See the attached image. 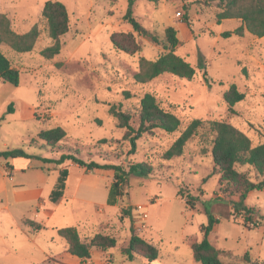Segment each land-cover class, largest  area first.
Segmentation results:
<instances>
[{
    "label": "rangeland",
    "instance_id": "rangeland-1",
    "mask_svg": "<svg viewBox=\"0 0 264 264\" xmlns=\"http://www.w3.org/2000/svg\"><path fill=\"white\" fill-rule=\"evenodd\" d=\"M46 1L0 0V12L9 17L16 33H26L34 26L39 30L29 52H17L8 43L1 46L19 69L20 82H0V152L22 149L25 155H1L0 177L5 175L6 162L19 157L32 158L34 165L44 161L48 167L44 181L35 179L31 169L25 175L14 173L16 182L35 181L42 188L36 207L25 202L9 210L0 199V264L147 263L141 256L129 260L121 253L133 226L160 248L167 262L183 259L189 264L193 257L189 241L202 239L201 228L210 216L219 219L210 239L222 250L223 261L264 264V190L247 194L242 204L255 209V214L254 220L245 222L246 214L236 210L234 203L241 191L220 181V174H212L215 132L203 127L186 143L181 156L161 157L197 118L229 122L254 145L264 142V36L245 31L242 36L223 37L222 32L235 30L242 22L235 18L218 23L215 0H136L133 16L156 32L162 44H167L166 28H175L180 41L175 53L196 68L192 80L164 73L139 83L134 75L140 69V59H157L166 50L133 31L125 19L128 0H59L68 9L70 29L60 37L61 50L53 57L43 54L55 43L42 15ZM123 31L134 33L141 51L129 54L113 44L111 34ZM233 83L245 93L234 111L223 97ZM148 91L180 118L181 125L172 133L158 129L144 135L138 140L137 152L128 155L124 129L118 126L111 108L135 111ZM55 126L63 127L67 136L50 147L38 133ZM64 153L85 162L119 164L126 170L130 161L150 162L154 172L149 176L134 172L122 179V195L111 204L110 187L124 176L114 169L75 166L71 159L61 164L49 162ZM66 166L69 174L64 197L55 203L50 195ZM237 168L255 180L250 166ZM137 205L145 206L148 213L144 223ZM35 213L39 214L35 222L40 229L28 223ZM68 226H76L86 241L96 233L112 235L117 246L92 247L89 259H78L68 252L66 240L58 233L59 228Z\"/></svg>",
    "mask_w": 264,
    "mask_h": 264
},
{
    "label": "trees",
    "instance_id": "trees-1",
    "mask_svg": "<svg viewBox=\"0 0 264 264\" xmlns=\"http://www.w3.org/2000/svg\"><path fill=\"white\" fill-rule=\"evenodd\" d=\"M129 8L125 14V19L133 28V31L139 35L150 38L153 42L160 45L162 40L159 35L147 29L141 22L133 16V5L136 0H128ZM158 1V0H147ZM218 3V12L216 14L218 23L225 19H240L242 24L232 31L222 32L225 38L235 35H244L245 31L250 34L264 36V0H215ZM43 17L47 21L50 36L55 43L46 47L43 54L47 57H53L61 50L60 37L66 34L70 29V15L66 5L59 0H48L45 2ZM39 36V30L34 26L26 33H16L11 28L9 17L0 12V82H8L18 85L20 82V71L14 67L10 58L2 51L3 43H8L17 52H29L33 49ZM113 44L120 50L135 54L141 51V44L136 40L132 31L113 32L110 36ZM166 42L162 44L163 52L157 59L150 60L142 57L140 59V69L135 73L134 78L139 83H146L157 76L170 73L179 78L192 80L196 75V68L184 57L175 53V49L180 44L177 37V31L172 26L166 28ZM207 74V73H206ZM230 110L234 111L236 103L245 98V93L233 83L223 94ZM111 112L117 118L118 126L124 129L123 140L128 142L130 150L128 155L137 152L138 140L144 135H152L156 130L161 129L172 133L181 125L180 118L173 112L165 109L157 96L152 92H145L140 99L139 106L135 111L124 110L113 106ZM137 118V121L134 119ZM208 126L215 132V138L211 148L213 158L212 174H220V181L225 182L231 189L240 190L238 202H235V209L243 211L245 222L254 220L255 209L243 206V201L247 194L252 190H264V142L254 145L252 139L239 128L226 121L193 119L182 133L173 141L172 145L166 149L161 157L163 159H173L183 154L186 143L198 134V131ZM40 139L46 142L50 147H55L66 136V130L61 126H55L49 129H43L38 133ZM105 142L106 140H101ZM1 155H10L17 157L25 155L22 149H12L0 152ZM66 159H71L80 166L88 169H114L121 173L124 178L112 183L109 192V203L115 204L120 195H122V179H127L129 174L138 172L143 176H149L154 172V167L150 162H129L128 170L119 164L99 163L96 161L85 162L72 153L63 154L58 159H50L49 162L63 163ZM48 161V160H46ZM250 166L255 173V180L245 172L239 171L238 166ZM69 174L67 168L61 170L56 187L50 195V200L58 203L64 195L66 188V179ZM181 196L182 192L179 191ZM187 203L191 204L190 200ZM241 204V206H240ZM218 218L210 216L209 223L203 225L201 230L203 237L200 241L192 243L194 258L202 264H224L221 258L222 250L218 248L210 239V234L218 222ZM257 221H255L256 223ZM30 226L34 229H40V224L29 220ZM58 233L63 237L68 245V252L80 259H89L91 257L92 247L110 249L117 246V239L109 234L96 233L91 240H83L76 226L62 227ZM121 253L129 260L136 256H141L154 261L160 256V249L151 241L138 233L133 226L128 245L121 248ZM248 257V251L246 253ZM250 261L249 258H246ZM251 264H256L252 262Z\"/></svg>",
    "mask_w": 264,
    "mask_h": 264
},
{
    "label": "crops",
    "instance_id": "crops-1",
    "mask_svg": "<svg viewBox=\"0 0 264 264\" xmlns=\"http://www.w3.org/2000/svg\"><path fill=\"white\" fill-rule=\"evenodd\" d=\"M46 164L47 163L43 161V164L41 165H34L32 163V158H24V157L23 159L19 157L17 159H13V161L11 162L9 161L6 162V164L4 165L5 175L0 177V199L5 201V205H4L5 209L10 210V207L12 205L22 204L25 202H31L35 204V207L37 206L38 204L37 200L41 198L42 188H40L37 184H35V181H28V180L23 179L22 181L16 182L15 181L16 175H14V173L21 172L23 173V175H25L26 172L29 169H31L32 171H34L31 174L34 173L32 176H34L35 179L40 178L41 181H44V179L46 178L45 169H48ZM75 164H76L75 166H80L78 163H75ZM7 168H9V170ZM7 171L10 173L11 176H9V173ZM54 188L52 189V191L54 190ZM63 197L64 195L62 196V198ZM61 199L59 200V202L61 201ZM29 219L32 221H37V219H39V214L35 213L34 219H31V218ZM148 240L151 241L150 239ZM194 241L195 240L189 241L190 247L192 246V243ZM77 258L80 259L79 257ZM143 264H186V261L183 259H176L174 263H169L161 256V253H160V256L154 261L147 262V263L144 262ZM189 264H202V263L197 261L193 255V257L190 259ZM224 264H230V263H227L226 261H224Z\"/></svg>",
    "mask_w": 264,
    "mask_h": 264
},
{
    "label": "built area",
    "instance_id": "built-area-1",
    "mask_svg": "<svg viewBox=\"0 0 264 264\" xmlns=\"http://www.w3.org/2000/svg\"><path fill=\"white\" fill-rule=\"evenodd\" d=\"M9 176H11L10 173H9ZM136 210L139 212V216L142 222L144 223L148 218V213L147 211H145V206L137 205ZM142 227H146V225L143 224Z\"/></svg>",
    "mask_w": 264,
    "mask_h": 264
}]
</instances>
